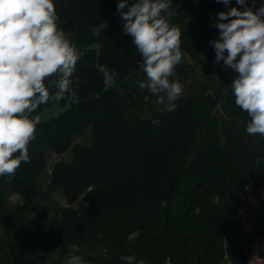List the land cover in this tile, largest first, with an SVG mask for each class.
<instances>
[{"label": "trees", "instance_id": "1", "mask_svg": "<svg viewBox=\"0 0 264 264\" xmlns=\"http://www.w3.org/2000/svg\"><path fill=\"white\" fill-rule=\"evenodd\" d=\"M54 2L58 25L86 48L74 76L79 102L41 105L33 115L56 103L69 108L40 122L30 162L0 177V264H65L73 244L86 264H125L128 255L143 264H248L264 240V137L246 133L250 118L208 43L218 36L216 14L228 9L216 0H173L171 22L192 61L179 64L175 76L187 80L202 67L206 82L166 112L138 88L146 77L118 0ZM99 65L117 72L114 86L105 87ZM88 130L92 146L76 143ZM47 148L73 158L53 167L45 190ZM59 190L67 207L51 201ZM246 191L258 202L250 234L240 216ZM14 195L21 202H11ZM34 202L45 207L35 212Z\"/></svg>", "mask_w": 264, "mask_h": 264}, {"label": "clouds", "instance_id": "2", "mask_svg": "<svg viewBox=\"0 0 264 264\" xmlns=\"http://www.w3.org/2000/svg\"><path fill=\"white\" fill-rule=\"evenodd\" d=\"M216 3L228 10L218 12L212 24L218 30L217 38L208 42L214 63L238 74L231 92L250 118L246 133L264 137V0ZM116 10L124 33L132 37L141 56L139 67L146 78L138 81L139 90L156 97L164 111H175L184 96L176 67L187 57L181 48V29L171 22L176 15L173 0H118ZM58 20L54 0H0V177L15 175L21 163L30 162L28 145L40 124L33 114L41 105L66 99L79 102L73 84L84 50L76 47ZM98 71L106 88L115 85V70L99 65ZM144 100L150 102V97ZM71 249L65 264H86L73 254L78 246ZM121 259L125 264H143L134 255Z\"/></svg>", "mask_w": 264, "mask_h": 264}, {"label": "rangeland", "instance_id": "3", "mask_svg": "<svg viewBox=\"0 0 264 264\" xmlns=\"http://www.w3.org/2000/svg\"><path fill=\"white\" fill-rule=\"evenodd\" d=\"M189 59V63L192 64V61ZM204 68L199 67L196 68L195 71H189V76L187 80H180L179 77L176 76V78L179 79V81L184 85V96L189 95L194 91V88L196 89L195 84L201 81L202 83L206 82V79L204 77ZM215 75V73H213ZM198 90V89H197ZM158 105V104H157ZM69 106L63 108L59 103L54 104L52 107L46 109L40 116V122H46L53 118L58 117L60 114H62L65 110H67ZM160 108H164L163 105H158L157 109L162 110ZM150 114H146V117H148ZM76 143L85 145V146H92L94 143V137L92 136L91 132L88 130L84 133V135L81 138L76 139ZM45 153L48 160V169L42 174L40 183L41 186L48 190L49 184L51 182V172L53 167L58 163H64V164H71L73 154L72 151L67 152L65 154H55L51 152L48 148L45 149ZM261 196L264 201V189L261 191ZM51 201H54L56 204H58L61 207H67V200L64 195V193L59 190L55 194L52 195ZM84 201V197L80 199V202ZM11 202L18 203L21 202V198L17 195H14L11 197ZM258 202L257 199L249 192L246 191L244 195V204L240 212V216L243 221V226L247 233H251L254 230L255 224H256V208H257ZM45 207L44 203L42 202H34L31 205V208L37 212L40 209H43ZM248 264H264V240H262V245L257 242L254 244L252 249V254L249 257Z\"/></svg>", "mask_w": 264, "mask_h": 264}, {"label": "water", "instance_id": "4", "mask_svg": "<svg viewBox=\"0 0 264 264\" xmlns=\"http://www.w3.org/2000/svg\"><path fill=\"white\" fill-rule=\"evenodd\" d=\"M80 49H83L84 51L86 50V48L82 47ZM191 65V63H189ZM218 70L221 74L228 76L231 79V83L233 81V79L236 78V76L238 75L237 73H235L232 69L228 68V67H223L221 65H218Z\"/></svg>", "mask_w": 264, "mask_h": 264}]
</instances>
